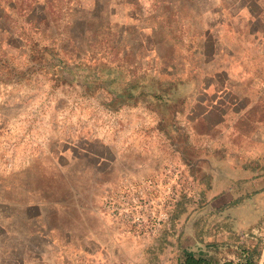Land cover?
Segmentation results:
<instances>
[{
  "label": "rangeland",
  "instance_id": "1",
  "mask_svg": "<svg viewBox=\"0 0 264 264\" xmlns=\"http://www.w3.org/2000/svg\"><path fill=\"white\" fill-rule=\"evenodd\" d=\"M0 15V264L183 249L239 264L255 244L263 264L264 0H0ZM101 62L118 81L88 93ZM134 75L169 106L112 104Z\"/></svg>",
  "mask_w": 264,
  "mask_h": 264
},
{
  "label": "trees",
  "instance_id": "2",
  "mask_svg": "<svg viewBox=\"0 0 264 264\" xmlns=\"http://www.w3.org/2000/svg\"><path fill=\"white\" fill-rule=\"evenodd\" d=\"M32 5L34 4H26V6L22 8V11L26 14L30 13L33 9ZM45 9L46 7L44 5L43 10L45 11ZM0 18H2L1 15ZM99 19L100 18H98L97 20ZM99 26H101V24H99ZM119 67L120 66L118 64L115 65L116 70H119ZM91 70L94 73L89 76L88 81L84 84L88 93H92L94 90H97L99 88L110 87L112 86L113 81H118V76L111 75L113 67L110 66L108 63L101 62L99 64H96ZM122 84L123 85L119 90H109V93L111 94L110 96L112 104L122 102L135 104L137 103V99L139 96H144L149 99L148 101L151 104L155 102V104L158 105L169 106V104H167L166 101L163 99L164 91L162 89L161 82H155L150 80L148 82V86L151 88L150 92L138 90L144 87V84L142 81L139 80L138 76L136 75L126 80L125 82H122ZM165 92L168 93L167 90ZM235 254L239 258V264H258L262 256L261 250L258 249V244L252 246L239 245V250L236 251ZM231 263V261L225 262V264ZM179 264H220V262L212 255L195 253L188 249H183L182 257L180 259Z\"/></svg>",
  "mask_w": 264,
  "mask_h": 264
}]
</instances>
